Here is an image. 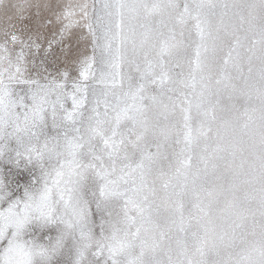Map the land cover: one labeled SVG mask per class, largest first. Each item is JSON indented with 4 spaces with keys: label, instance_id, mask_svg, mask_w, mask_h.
Returning <instances> with one entry per match:
<instances>
[{
    "label": "snow or ice",
    "instance_id": "1",
    "mask_svg": "<svg viewBox=\"0 0 264 264\" xmlns=\"http://www.w3.org/2000/svg\"><path fill=\"white\" fill-rule=\"evenodd\" d=\"M0 264H264V0H0Z\"/></svg>",
    "mask_w": 264,
    "mask_h": 264
}]
</instances>
